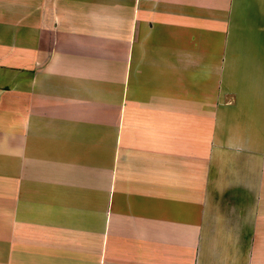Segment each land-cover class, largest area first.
<instances>
[{
  "label": "crops",
  "instance_id": "crops-1",
  "mask_svg": "<svg viewBox=\"0 0 264 264\" xmlns=\"http://www.w3.org/2000/svg\"><path fill=\"white\" fill-rule=\"evenodd\" d=\"M0 264H264V0H0Z\"/></svg>",
  "mask_w": 264,
  "mask_h": 264
}]
</instances>
